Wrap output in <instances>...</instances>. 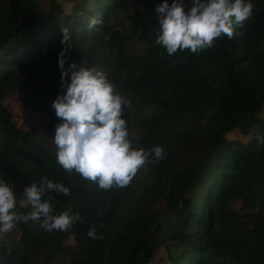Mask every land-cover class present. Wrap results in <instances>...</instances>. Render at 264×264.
<instances>
[{"label": "trees", "instance_id": "1", "mask_svg": "<svg viewBox=\"0 0 264 264\" xmlns=\"http://www.w3.org/2000/svg\"><path fill=\"white\" fill-rule=\"evenodd\" d=\"M161 3L75 0L65 10L0 0V180L11 185L21 215L24 188L42 178L70 189L42 197H52L51 215L69 208L80 215L68 231L19 224V246L0 245L2 264H148L161 244L162 264H264V0H251L252 17L231 40L222 35L198 54L173 55L154 43ZM63 28L71 38L65 68L102 70L128 102L133 147L167 153L126 187L104 190L67 173L38 140L39 126L18 123L10 105L35 86L39 125L55 135L63 121L52 103L70 83L61 87L58 67ZM163 210L177 218L168 230L158 224L152 239ZM92 228L103 238H89ZM58 253L71 259L56 263Z\"/></svg>", "mask_w": 264, "mask_h": 264}, {"label": "clouds", "instance_id": "2", "mask_svg": "<svg viewBox=\"0 0 264 264\" xmlns=\"http://www.w3.org/2000/svg\"><path fill=\"white\" fill-rule=\"evenodd\" d=\"M163 0L154 12L158 17L159 33L154 43L166 48L169 55L177 50H190L198 54L213 47L222 35L231 40L236 27L251 19V0ZM95 23V20L92 22ZM64 45L58 56L61 69V87L66 92L57 96L52 107L62 123L55 128L54 144L57 163L69 174L73 171L82 179L99 188H123L128 186L138 171L145 165L163 160L167 153L163 146L149 150L133 147L129 138L127 122L123 118L127 101L116 92L102 70L77 66L74 62L67 68V54L71 48L68 28L61 29ZM264 143V138H258ZM48 192L64 196L70 189L61 183L42 178L23 190L22 207L31 206V211L18 215L15 211L17 198L11 185L0 180V232H9L17 221H41V227L48 232L68 231L80 220L79 213L72 209L51 215ZM89 238L102 239L95 228L87 233Z\"/></svg>", "mask_w": 264, "mask_h": 264}, {"label": "rangeland", "instance_id": "3", "mask_svg": "<svg viewBox=\"0 0 264 264\" xmlns=\"http://www.w3.org/2000/svg\"><path fill=\"white\" fill-rule=\"evenodd\" d=\"M75 0H37L38 3H40L44 7H61L65 10H67L72 2ZM29 93L27 94V98L25 97H18V96H13L10 98V105L11 107L15 110V116L17 119L18 123L22 124H28V126H39L38 131H37V137L38 140L43 142L45 145L49 147L52 153H56L57 149L54 144V135L50 133L49 130H47L46 126H44L46 123L45 121L39 125L40 122V117L39 114L35 111L36 108V89L35 86H31L29 89ZM38 92V91H37ZM17 111V112H16ZM25 118L28 119V123L25 122ZM237 134H231V137L236 136ZM28 186H30L28 184ZM27 187V186H26ZM23 201V200H22ZM21 201V203H22ZM164 204H161V206ZM232 207L238 208V203L233 201L230 203ZM31 206L29 205L28 207H25V211L29 213L31 211ZM23 212V211H21ZM20 212V213H21ZM20 213H17L18 215H21ZM177 218V214L174 212H170L168 210H163L161 211L159 218L157 222H155V227L151 231V238L152 239H157L158 236V227H156L158 224H160L164 230H168L169 226L174 222V220ZM19 224H25L29 229L32 231H37L39 230V225H37L36 221L29 220L27 222H22V221H17L16 222V227L12 229L9 232H0V245H5L7 247L14 248L18 247L19 243L17 241V237L19 236V233L17 232L18 230V225ZM169 246H172V242H169ZM155 253L151 259V261L148 264H162L166 260V254H167V249L166 245H160L156 250H154ZM53 260L56 263H61L62 261H69L71 259L70 255L67 254H61L58 253L57 255H54ZM43 260V259H42ZM39 263L41 261L39 260ZM0 264H2V260L0 257Z\"/></svg>", "mask_w": 264, "mask_h": 264}]
</instances>
